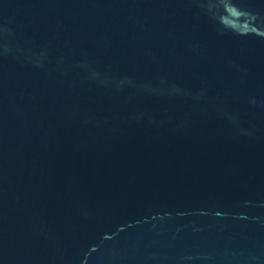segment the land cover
I'll return each instance as SVG.
<instances>
[{"label":"water","instance_id":"obj_1","mask_svg":"<svg viewBox=\"0 0 264 264\" xmlns=\"http://www.w3.org/2000/svg\"><path fill=\"white\" fill-rule=\"evenodd\" d=\"M0 264H264V0H0Z\"/></svg>","mask_w":264,"mask_h":264}]
</instances>
